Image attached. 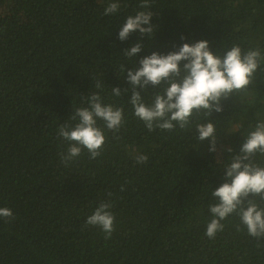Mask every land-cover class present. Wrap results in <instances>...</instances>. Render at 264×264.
I'll list each match as a JSON object with an SVG mask.
<instances>
[{
	"label": "trees",
	"instance_id": "16d2710c",
	"mask_svg": "<svg viewBox=\"0 0 264 264\" xmlns=\"http://www.w3.org/2000/svg\"><path fill=\"white\" fill-rule=\"evenodd\" d=\"M113 2L119 11L103 15ZM142 2L0 0V208L14 217L0 219V264H264V238L250 237L237 215L221 221L214 239L205 234L211 192L264 122V0H149L152 35L135 31L120 41L126 18L147 11ZM138 41L142 51L125 57ZM196 41H207L217 56L233 46L258 49L252 83L223 100L222 112L194 115L188 129L148 131L133 114L131 91L124 93L131 89L127 70L153 52L166 55ZM115 87L121 96L112 95ZM164 87L141 92L144 102ZM92 93L123 108V126L112 132L98 121L101 155L91 159L84 149L64 164L68 142L58 129L76 123L73 109L87 107L81 98ZM206 120L216 128V152L196 139L195 125ZM139 155L147 162L136 163ZM252 162L264 167V154ZM101 202L115 217L110 239L85 226Z\"/></svg>",
	"mask_w": 264,
	"mask_h": 264
},
{
	"label": "clouds",
	"instance_id": "9594fccd",
	"mask_svg": "<svg viewBox=\"0 0 264 264\" xmlns=\"http://www.w3.org/2000/svg\"><path fill=\"white\" fill-rule=\"evenodd\" d=\"M119 7V3H109L103 15H113L119 11ZM139 7L147 11H138L134 16L126 18L118 33L120 41L127 40L135 31H139L141 37L152 35L153 13L148 11L151 7L149 0H143ZM142 48V42L138 41L126 49L123 55L127 58L136 57ZM260 62L261 52L258 49L242 53L239 46H233L223 56H217L210 50L207 41H196L191 45L183 43L177 51L166 55L153 52L140 59L138 68L127 70L126 82L131 85V89L124 90V93L131 91L129 103L133 114L144 123L148 131L158 128L170 132L177 126L185 130L191 127L194 115L203 113L207 118L213 111L222 112L221 102L234 92L248 88ZM121 70L125 71L123 65ZM162 84L166 85L163 91L157 92L152 102L146 104L141 92L149 87L158 88ZM95 87L101 88V84L96 83ZM112 95L121 96V89L112 88ZM81 99L82 102L86 100L87 107L73 109L70 120L76 123L63 124L58 129V136L68 142L66 152L61 154L64 164L74 161L84 149L91 159L101 155L105 135L98 121H102L104 127L112 132H119L124 123L123 108L104 104L99 94L92 93ZM195 131L198 141H209V152L217 151L216 128L212 122L206 120L197 123ZM227 151L231 153L232 149L228 148ZM257 153L264 154V122L258 123L255 130L248 133L239 154L231 156L230 163L224 168L225 182L211 192L215 203L209 204L213 217L206 227L205 234L209 239H214L217 232L223 231L221 221L233 214L239 217L250 237L257 240L264 238V207L255 202L256 198L264 202V167L252 162ZM147 160L146 155L136 157L138 164H144ZM111 207L110 203L101 202L87 217L85 224L86 227L100 228L105 239H110L115 231V217L110 211ZM13 218L11 209L0 208V219L8 221Z\"/></svg>",
	"mask_w": 264,
	"mask_h": 264
}]
</instances>
